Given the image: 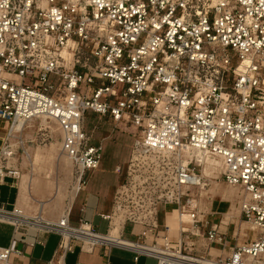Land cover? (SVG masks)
<instances>
[{"label":"built area","instance_id":"2783aa9c","mask_svg":"<svg viewBox=\"0 0 264 264\" xmlns=\"http://www.w3.org/2000/svg\"><path fill=\"white\" fill-rule=\"evenodd\" d=\"M89 110L134 137L114 209L99 214L107 231L84 217L73 225L71 208L50 220L0 206L15 235L35 228L34 247L58 234L48 264L97 246L107 257L132 250L136 262L264 264V0H0V183L20 176L9 165L16 127L43 119L59 126L82 190L102 157ZM195 150L221 159L255 237L206 217ZM22 255L0 247V264H34L12 257Z\"/></svg>","mask_w":264,"mask_h":264},{"label":"rangeland","instance_id":"374dc122","mask_svg":"<svg viewBox=\"0 0 264 264\" xmlns=\"http://www.w3.org/2000/svg\"><path fill=\"white\" fill-rule=\"evenodd\" d=\"M86 116V130L89 133L91 132L94 125L98 122L99 115L92 111H88ZM108 132L109 128L107 124L104 123V127L102 130L96 133V137H100L104 134H107ZM0 134L3 135L4 131H0ZM16 135L20 138L16 137L11 139V143L15 150L13 161L18 164L20 169V177H23V175L27 177L31 175L36 179H44L47 175L49 178L46 180L50 183L51 188L47 189L43 193L41 191L36 193V197L40 200L46 201L49 199H57L58 201H53L49 208H47L45 211L47 213H51L53 211L59 210L60 216H62L64 211L71 204L72 194L77 185V175L76 168L70 158L68 159L69 162L65 165V167H62L61 160H57L56 158L50 157V155L47 154V150L53 144H56V146L60 149L61 132L59 126L55 122H49L43 119L36 120L31 122L22 132L17 131ZM132 143L133 138L130 135L121 134L119 132L116 134L115 139L104 141L101 160V168L104 169V173L100 172V174H93L90 186L97 183H103L107 186L113 185V187L116 186L117 176L114 174L113 169L117 163L126 160L130 153V147L132 146ZM37 154L39 155L38 159H36ZM202 170L205 173L204 166L202 167ZM208 171L209 176L205 174V177L209 181V186L202 191V205L204 211L206 212V217L214 219L216 223H220V221L223 220V224L225 225L222 224V229H228L230 232L233 231L238 220H240L239 226L244 229V233L240 231L239 236L244 234L243 238L255 237L250 232V228L248 227L249 225L244 219L239 218L237 215L233 218V220H230V217L224 215V213L228 211L233 203L236 205L240 204V196L234 198V200H223L221 194L213 193V190L216 189L217 185L221 186L223 189L231 188L223 181L221 177L222 165L219 171L214 169H208ZM55 185L60 187V193H58V197L53 195ZM237 189L239 190L240 195V189ZM204 192H207L208 195H206ZM211 200H213V208L209 204ZM207 206L209 208H207ZM160 209V218L163 221L164 209L163 207ZM211 211L216 212V214L214 216L209 214ZM244 224H247L248 226ZM106 226L107 223L103 222L100 226V230L103 232L106 231ZM132 228L133 226L130 224L126 227V238L133 239V236L131 235ZM77 255L78 252L75 254H70L68 257L69 263L72 261V259H77ZM79 259L84 262H96V257L85 254H82ZM130 259L131 253L119 248H115L111 254V264H125V261L128 262ZM141 263L157 264L158 260L154 257L143 258Z\"/></svg>","mask_w":264,"mask_h":264},{"label":"crops","instance_id":"0c3cea01","mask_svg":"<svg viewBox=\"0 0 264 264\" xmlns=\"http://www.w3.org/2000/svg\"><path fill=\"white\" fill-rule=\"evenodd\" d=\"M104 123L107 124L109 128V132L100 137H96V133L102 130V128L104 127ZM86 127H87V116L85 122V129ZM0 131H4L5 134L4 124L1 121H0ZM118 132L121 134L130 135L133 138V143H134V137L131 134L124 132L121 129L115 128L114 124L106 117L102 118L101 120L99 119L98 122L92 128L91 132L89 133L92 135L91 142L95 145H101L103 150L104 141L115 139L116 134ZM4 134L3 135L0 134V138H2ZM133 143L131 144L132 146ZM132 146L130 147V153L126 158V160L117 163L115 165V168L113 169L114 174L117 176V181H116L117 183L115 187H113V185L107 186L104 185L103 183H97V184L92 183L93 187L90 186L91 178L93 174L95 175L100 174V172L104 173V169L101 168V160H102L101 157L99 167L90 174L87 184L82 188V190L77 192V195L74 201L72 202L70 222L73 225H78L80 222V218L84 217L85 219L92 221L99 228V230L101 224L103 222H106L107 223L106 231H107L108 221L104 220L99 214L108 215L111 214L114 209L116 192L119 186L121 185V183L125 179L127 164L129 162L132 153ZM61 151H62V147H61ZM13 159L9 161V165L19 169L18 164L15 163ZM22 179L23 177L20 176L18 178L6 177L4 181L0 183V206H4L7 209H12L13 207H19L22 208L27 214H37L39 213L37 202L33 199H30L28 195L25 198H22ZM31 195L35 199L40 200L36 197L35 191L34 192L31 191ZM240 197H241V193H240ZM209 204L213 208V200H211ZM47 208H49V206L46 207L45 210ZM45 210L43 211V215L47 219L58 220L61 217L59 210L53 211L52 213L49 212L47 213ZM230 220L233 219L230 218ZM128 225L129 224H126L125 229ZM36 232L37 231L35 228H31L26 236L15 235L13 226L10 223L0 221V247L13 246L14 248L20 250L23 254L22 256L20 257L12 256L13 259L17 262L48 264V262L53 258L55 251L58 249L60 236L54 233L49 234L46 237L45 245L38 244L32 247L30 246V243L35 240ZM131 235L133 236V239L136 238L134 234L131 233ZM115 248H119L131 253V259L128 262L125 261V264H142L141 261L143 258H149L148 256L142 255L139 258V260L136 262L134 259L136 253L134 251L116 246L111 248L110 251H108L109 254L108 257L103 255L104 251H106L107 249L101 248L100 246H97L93 252L84 251L81 250L79 247H77L75 249V253L78 252L77 255L78 258L72 259V261L69 263L68 261L69 255L75 254V253H69L65 257V263L66 264H106V263L111 264V254L113 253ZM211 252L212 254L215 253L214 251ZM224 253L227 254L228 249H226ZM82 254L96 257V262L94 261L91 263V262L81 261L79 257Z\"/></svg>","mask_w":264,"mask_h":264},{"label":"bare ground","instance_id":"6f19581e","mask_svg":"<svg viewBox=\"0 0 264 264\" xmlns=\"http://www.w3.org/2000/svg\"><path fill=\"white\" fill-rule=\"evenodd\" d=\"M22 129H23V127H22L21 124H19L16 127V131L22 132ZM60 144H61V142H60ZM193 152H194L195 156L197 157V160L200 161V163L204 166V171H205L204 175L206 174V175L209 176L208 169H214V170L219 171V169H220V167L222 165L221 159H218V158H214L212 156H209L206 153H204L203 151L195 150ZM38 154L36 155L37 156L36 159L39 158V155ZM47 154L50 155V157L56 158L57 160H61L62 167H65V165L69 162V160H68L69 157L66 156L61 151V145H60V149H59L56 146V144H53L47 150ZM216 177H218V176H216ZM47 178H49L47 175H46V177L44 179H40V178L39 179H36V178H33L31 175H29L28 177L24 175L23 176V179H22V198H25L28 195V197L30 199L35 200L37 202L38 211H39V213L42 214L43 217H44L43 211L45 210V208L48 207V206H50V204L53 201H56L57 199H54V200L53 199H49L48 201H46V200H37V199H35L31 195V191H33V192L35 191L36 193H39L41 191L43 193L47 189H50L51 186H50V183L46 180ZM230 187L231 188L223 189L221 186L217 185L216 189L213 190V193L214 194H221V197H222L223 200H234V198L240 196L239 195V190L236 187H233V186H230ZM78 188H79V184H78V181H77L76 188H75V190H74V192L72 194L71 204L67 207V209L64 211L63 214H66L67 211L71 208L72 202H73V200L75 199V197L77 195ZM58 193H60V187L55 185L54 186L53 195L58 197V195H59ZM204 193H206V195H208L207 192H204ZM239 198H240V201H241V197H239ZM207 208H209V207L207 206ZM240 212H241V210H240V204L239 205H236L235 203H233L231 205V207L228 209V211L224 213V215L225 216H228V217H230V218L233 219L237 215L239 217ZM176 221L177 220L174 217L171 219V223L172 224H175ZM246 223L249 226L247 224H244V225L248 226L249 228H252L253 227V225L251 223H249L247 221H246ZM239 224H240V220H238L237 226H239ZM223 225H225V224H223Z\"/></svg>","mask_w":264,"mask_h":264}]
</instances>
